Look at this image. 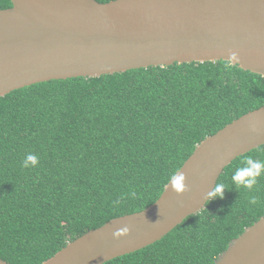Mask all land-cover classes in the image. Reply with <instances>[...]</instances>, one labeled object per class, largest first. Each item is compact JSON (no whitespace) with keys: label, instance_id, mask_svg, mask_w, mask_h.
I'll return each mask as SVG.
<instances>
[{"label":"trees","instance_id":"obj_1","mask_svg":"<svg viewBox=\"0 0 264 264\" xmlns=\"http://www.w3.org/2000/svg\"><path fill=\"white\" fill-rule=\"evenodd\" d=\"M263 104L264 77L224 60L53 79L0 97V258L43 264L88 230L143 210L200 142ZM29 153L39 163L23 168ZM249 158L264 161V145L225 167L223 198L104 264H214L264 216V175L251 190L231 179Z\"/></svg>","mask_w":264,"mask_h":264},{"label":"water","instance_id":"obj_2","mask_svg":"<svg viewBox=\"0 0 264 264\" xmlns=\"http://www.w3.org/2000/svg\"><path fill=\"white\" fill-rule=\"evenodd\" d=\"M0 9V97L35 83L99 77L174 63L229 61L264 77V0H11ZM236 52L239 62L230 61ZM264 145V104L200 142L141 211L69 241L43 264H104L160 240L202 211L225 167ZM175 173V174H176ZM130 233L116 239L123 227ZM0 264H11L0 258ZM214 264H264V216L234 238Z\"/></svg>","mask_w":264,"mask_h":264},{"label":"clouds","instance_id":"obj_3","mask_svg":"<svg viewBox=\"0 0 264 264\" xmlns=\"http://www.w3.org/2000/svg\"><path fill=\"white\" fill-rule=\"evenodd\" d=\"M229 60L239 62V55L236 52L229 53ZM39 163V158L37 155L29 153L26 155L22 161L23 168L35 167ZM264 175V161L249 158L245 161V166L237 168L232 175V181L237 185V187L243 186L249 190L258 183V178ZM170 186L177 194H183L188 190L186 184V176L183 173H176L170 178ZM225 192V186L223 184H216L215 187L208 193L207 199L223 198ZM135 197V192L131 193ZM257 202L256 198H252L251 203L255 204ZM114 203L119 204V201ZM130 233V228L125 226L123 229L116 230L113 235L116 239L121 236L128 235Z\"/></svg>","mask_w":264,"mask_h":264}]
</instances>
